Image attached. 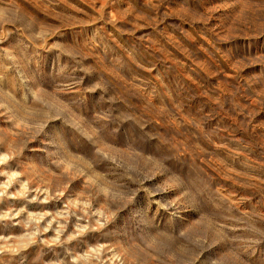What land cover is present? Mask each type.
<instances>
[{
  "label": "rangeland",
  "instance_id": "1",
  "mask_svg": "<svg viewBox=\"0 0 264 264\" xmlns=\"http://www.w3.org/2000/svg\"><path fill=\"white\" fill-rule=\"evenodd\" d=\"M0 264H264V0H0Z\"/></svg>",
  "mask_w": 264,
  "mask_h": 264
}]
</instances>
